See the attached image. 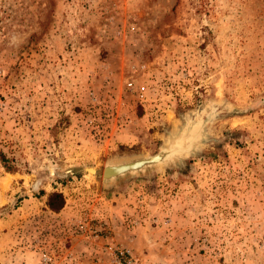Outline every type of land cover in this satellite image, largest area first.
<instances>
[{
  "label": "rangeland",
  "instance_id": "374dc122",
  "mask_svg": "<svg viewBox=\"0 0 264 264\" xmlns=\"http://www.w3.org/2000/svg\"><path fill=\"white\" fill-rule=\"evenodd\" d=\"M0 264H264V0H0Z\"/></svg>",
  "mask_w": 264,
  "mask_h": 264
},
{
  "label": "water",
  "instance_id": "95a60500",
  "mask_svg": "<svg viewBox=\"0 0 264 264\" xmlns=\"http://www.w3.org/2000/svg\"><path fill=\"white\" fill-rule=\"evenodd\" d=\"M180 130L174 134L168 135L157 152L152 155L142 154L106 162L102 168V185L104 187L116 185L126 179L147 176L156 169L172 166L163 158V154L168 152L173 137L178 135Z\"/></svg>",
  "mask_w": 264,
  "mask_h": 264
},
{
  "label": "clouds",
  "instance_id": "9594fccd",
  "mask_svg": "<svg viewBox=\"0 0 264 264\" xmlns=\"http://www.w3.org/2000/svg\"><path fill=\"white\" fill-rule=\"evenodd\" d=\"M216 107L215 103L207 105V108L212 111H215ZM201 111L204 112L205 115L209 114L203 108ZM182 118H184L185 122L184 129L180 130V133L173 137L168 152L163 154V158L167 160L170 165L181 164L187 157L198 152L197 149L202 151L206 149L210 143L209 133L211 127H214V125H209L208 122L200 118H197V120L193 122L188 116V113H182Z\"/></svg>",
  "mask_w": 264,
  "mask_h": 264
},
{
  "label": "trees",
  "instance_id": "16d2710c",
  "mask_svg": "<svg viewBox=\"0 0 264 264\" xmlns=\"http://www.w3.org/2000/svg\"><path fill=\"white\" fill-rule=\"evenodd\" d=\"M1 158L6 171L7 172L14 171V169L11 166L7 165V163L5 162L6 159L4 157ZM46 206L51 212L59 213L65 206V198L63 194L60 192L49 193L47 195Z\"/></svg>",
  "mask_w": 264,
  "mask_h": 264
},
{
  "label": "built area",
  "instance_id": "2783aa9c",
  "mask_svg": "<svg viewBox=\"0 0 264 264\" xmlns=\"http://www.w3.org/2000/svg\"><path fill=\"white\" fill-rule=\"evenodd\" d=\"M130 86H132V85L130 84ZM131 89H132L134 92L138 93L141 97L144 96V93H145V88H144V87H140L139 89H135V87H131ZM120 254L123 255L122 252H120Z\"/></svg>",
  "mask_w": 264,
  "mask_h": 264
},
{
  "label": "bare ground",
  "instance_id": "6f19581e",
  "mask_svg": "<svg viewBox=\"0 0 264 264\" xmlns=\"http://www.w3.org/2000/svg\"><path fill=\"white\" fill-rule=\"evenodd\" d=\"M89 172H90L91 174H95V170H94V169H89Z\"/></svg>",
  "mask_w": 264,
  "mask_h": 264
}]
</instances>
